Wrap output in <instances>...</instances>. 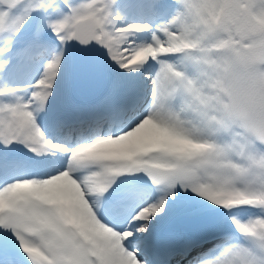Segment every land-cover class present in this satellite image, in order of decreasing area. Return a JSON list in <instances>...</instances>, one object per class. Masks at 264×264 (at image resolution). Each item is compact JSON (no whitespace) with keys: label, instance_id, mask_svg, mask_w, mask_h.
<instances>
[{"label":"snow or ice","instance_id":"6c2138e0","mask_svg":"<svg viewBox=\"0 0 264 264\" xmlns=\"http://www.w3.org/2000/svg\"><path fill=\"white\" fill-rule=\"evenodd\" d=\"M182 259L264 264V0H0V264Z\"/></svg>","mask_w":264,"mask_h":264},{"label":"bare ground","instance_id":"6f19581e","mask_svg":"<svg viewBox=\"0 0 264 264\" xmlns=\"http://www.w3.org/2000/svg\"><path fill=\"white\" fill-rule=\"evenodd\" d=\"M183 260H185V259H183ZM181 264V263H180ZM183 264H185V263H183Z\"/></svg>","mask_w":264,"mask_h":264}]
</instances>
